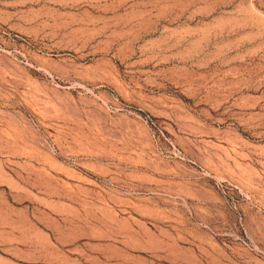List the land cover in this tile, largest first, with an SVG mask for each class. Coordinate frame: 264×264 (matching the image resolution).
<instances>
[{
	"label": "rangeland",
	"instance_id": "obj_1",
	"mask_svg": "<svg viewBox=\"0 0 264 264\" xmlns=\"http://www.w3.org/2000/svg\"><path fill=\"white\" fill-rule=\"evenodd\" d=\"M0 264H264V0H0Z\"/></svg>",
	"mask_w": 264,
	"mask_h": 264
}]
</instances>
